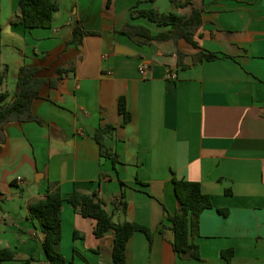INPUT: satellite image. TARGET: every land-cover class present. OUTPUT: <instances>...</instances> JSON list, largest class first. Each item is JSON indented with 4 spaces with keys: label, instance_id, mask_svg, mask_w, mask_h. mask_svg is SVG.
Returning a JSON list of instances; mask_svg holds the SVG:
<instances>
[{
    "label": "crops",
    "instance_id": "0c3cea01",
    "mask_svg": "<svg viewBox=\"0 0 264 264\" xmlns=\"http://www.w3.org/2000/svg\"><path fill=\"white\" fill-rule=\"evenodd\" d=\"M19 1L0 0V72L7 67L0 95H8L0 105L14 100L24 66L57 82L43 86L33 102L42 123L5 126L0 250L15 256L0 264H49L30 205L51 187L64 196L74 189L95 193L115 222L133 220L154 232L152 245L142 232L131 237L126 264H226V250L234 252L232 264H264V0H191L181 8L186 16L203 9L196 40L225 55L198 64L201 49L185 40L139 45L120 31L126 24L153 35L168 29L133 11L169 13L170 0H56L52 27L32 30L18 21ZM76 26L99 34L77 46L70 43ZM59 68L67 72L58 76ZM122 96L131 115L126 125ZM109 125L115 130L105 143L119 155L116 169L95 140ZM174 177L199 182L213 202L195 238L200 259L181 257L172 245L167 214L178 206ZM61 221L67 264H112L113 231L96 237V221L68 203Z\"/></svg>",
    "mask_w": 264,
    "mask_h": 264
},
{
    "label": "trees",
    "instance_id": "16d2710c",
    "mask_svg": "<svg viewBox=\"0 0 264 264\" xmlns=\"http://www.w3.org/2000/svg\"><path fill=\"white\" fill-rule=\"evenodd\" d=\"M148 1L154 2L155 0ZM170 1L173 4V10L169 13H161L156 9H136L133 11L134 18L146 17L156 23L158 27L168 29L153 35L150 29L145 26L126 24L120 31L135 40L139 45L171 39L176 41L185 40L195 48L201 49L199 54L194 57V64L217 60L221 56H225L202 49L196 40V35L203 24V9L194 8L191 15L186 16L179 10L190 5L191 0ZM58 11L59 5L56 0H20L18 21L29 30L50 28L53 24L54 14ZM1 33L2 26L0 25V39ZM96 34L99 33L85 31L83 27L76 26L70 43L80 46L85 36ZM179 57L182 56L179 55ZM182 66L186 67L185 65ZM6 71L7 67H5L4 72H0V84L4 81ZM38 72V68L22 67L17 79L18 90L14 100L0 105V143L6 142L5 126L10 122L37 121L42 123L33 114V102L40 97L43 86H55L57 80L38 78ZM64 72H67V69L59 68L57 75L60 76ZM7 97L6 93L1 94L0 101H5ZM118 108L120 114L124 117L123 125H126L131 121V115L127 111L124 96L119 98ZM113 130H115V127L110 125L99 128L95 133V140L99 144L102 157L111 160L116 169V165L120 163L119 155L105 143L106 136ZM104 176V174H101V179ZM173 182L178 206L174 214H167V220L171 223V230L174 234L172 243L174 251L181 257L187 256L200 259V249L195 242V238L199 235L201 215L204 211L213 208L212 199L202 191L199 182L176 177H174ZM64 203L70 204L83 217L92 218L96 221L94 229L96 237L101 238L109 231L114 232L112 264H126L127 244L136 232L144 233L150 244L153 243L154 232L151 229L133 220L115 222L112 214L106 210L104 202L97 199L95 193H83L78 189H74L68 196H64L59 188L51 187L44 199L35 201L30 205V218L40 222L42 232L45 234L42 248L49 264H67L60 248L62 241L61 212ZM119 207L126 213L128 204L121 198ZM219 212L224 215L228 214L227 209H220ZM163 229L164 225L159 231L162 233ZM233 255L232 250L222 252L226 264H232ZM14 256L15 252L11 250H0V262L11 260Z\"/></svg>",
    "mask_w": 264,
    "mask_h": 264
},
{
    "label": "built area",
    "instance_id": "2783aa9c",
    "mask_svg": "<svg viewBox=\"0 0 264 264\" xmlns=\"http://www.w3.org/2000/svg\"><path fill=\"white\" fill-rule=\"evenodd\" d=\"M147 69H148V67H143V68H141V72L144 73ZM171 78L172 79H176L177 76L174 74V75L171 76Z\"/></svg>",
    "mask_w": 264,
    "mask_h": 264
},
{
    "label": "rangeland",
    "instance_id": "374dc122",
    "mask_svg": "<svg viewBox=\"0 0 264 264\" xmlns=\"http://www.w3.org/2000/svg\"><path fill=\"white\" fill-rule=\"evenodd\" d=\"M17 90H18V88H17ZM16 93H17V91H16ZM14 96H16V94Z\"/></svg>",
    "mask_w": 264,
    "mask_h": 264
}]
</instances>
